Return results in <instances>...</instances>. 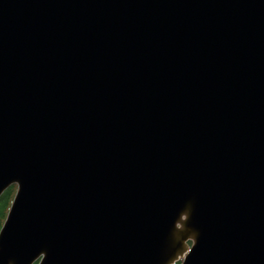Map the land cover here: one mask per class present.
I'll use <instances>...</instances> for the list:
<instances>
[{"label":"water","instance_id":"obj_1","mask_svg":"<svg viewBox=\"0 0 264 264\" xmlns=\"http://www.w3.org/2000/svg\"><path fill=\"white\" fill-rule=\"evenodd\" d=\"M0 264H264V0H0Z\"/></svg>","mask_w":264,"mask_h":264},{"label":"trees","instance_id":"obj_2","mask_svg":"<svg viewBox=\"0 0 264 264\" xmlns=\"http://www.w3.org/2000/svg\"><path fill=\"white\" fill-rule=\"evenodd\" d=\"M16 190H17V186L12 185L6 191H4V193L0 196V229L6 219L9 208L15 196ZM180 263L181 262L179 261L176 262L175 264H180Z\"/></svg>","mask_w":264,"mask_h":264}]
</instances>
